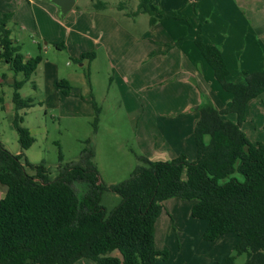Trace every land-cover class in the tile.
<instances>
[{
  "label": "rangeland",
  "instance_id": "rangeland-1",
  "mask_svg": "<svg viewBox=\"0 0 264 264\" xmlns=\"http://www.w3.org/2000/svg\"><path fill=\"white\" fill-rule=\"evenodd\" d=\"M94 1L106 3L105 8L94 7ZM193 1L153 0L160 10L186 19L157 21L151 29L148 14H135L139 0H77L63 18L48 0H0V11L15 10L21 25L12 19L7 23L16 52L25 60L40 57L28 79L0 59V143L11 153H23L29 174H34L31 165L43 164L53 179L66 165L91 162L104 186L126 180L143 164L141 158L170 160L184 155L195 160L194 128L188 133L187 119L198 114L197 106L203 102L223 110L232 100L197 49L196 30L202 31L204 42L230 33L228 80L244 82V72L264 70V0H201L199 8L190 5ZM96 15L112 17L118 26L101 33L91 20ZM107 35L112 36L110 41ZM170 50L185 52L186 73H163ZM148 52H154L150 60L145 57ZM86 53L93 57L80 58ZM63 80L70 87L67 96L59 85ZM17 83L22 84L16 87ZM15 91L25 101L18 110ZM185 97H194V105H178ZM230 114L237 119L231 112L224 116ZM16 115L32 138L26 149L20 147L13 126ZM241 127L252 143L264 141V92L246 104ZM71 186L79 194L85 189L80 182ZM4 191L0 185V197ZM119 201L118 194L103 190L101 203L107 212ZM192 203L179 197L162 202L154 244L166 249L168 258L157 264H223L232 256L229 264H244L247 255L237 254L235 232L213 241L203 238L207 221L191 216Z\"/></svg>",
  "mask_w": 264,
  "mask_h": 264
},
{
  "label": "trees",
  "instance_id": "trees-1",
  "mask_svg": "<svg viewBox=\"0 0 264 264\" xmlns=\"http://www.w3.org/2000/svg\"><path fill=\"white\" fill-rule=\"evenodd\" d=\"M149 2L139 0L135 14H148L150 25L159 20L157 14L186 19L153 9ZM105 6L94 1L98 9ZM11 18V12H0V59L28 79L40 57L23 60L16 52L7 27ZM194 43L221 87L232 94L226 109L204 102L197 106L195 160L184 155L170 160L141 158L143 164L126 180L104 186L91 162L66 165L53 179L43 164L31 165L34 174H29L23 153H11L0 143V185L5 187L0 197V264H73L80 259L94 264H156L158 259L166 260L168 252L155 247L154 223L162 202L172 197L193 202L191 216L207 221L205 240L235 232L237 254L247 255L244 264H264V141L252 143L240 128L246 104L264 92V70L244 72V82L234 83L227 78L220 48L204 42L199 28ZM87 56L93 53L80 58ZM59 85L64 95L70 94L67 81ZM13 101L16 110L25 105L16 91ZM226 112L235 113L236 121L227 119ZM21 120L16 115L13 126L20 147L26 149L32 138L19 125ZM74 182L84 185L81 194L72 188ZM104 189L120 196L109 212L101 203Z\"/></svg>",
  "mask_w": 264,
  "mask_h": 264
},
{
  "label": "crops",
  "instance_id": "crops-1",
  "mask_svg": "<svg viewBox=\"0 0 264 264\" xmlns=\"http://www.w3.org/2000/svg\"><path fill=\"white\" fill-rule=\"evenodd\" d=\"M92 1V0H91ZM200 1L201 0H195V1H193V2H191L190 3V5H192V7H193V5H197V8H199L200 7ZM76 3H77V0H76V2H75V4H74V6L73 7H75L76 6ZM149 5H150V7H152L153 9L154 8H158L157 6H155L154 4H153V0H150V2H149ZM72 7V8H73ZM120 8H123V6H119ZM71 8V9H72ZM159 9V8H158ZM122 11V10H121ZM0 12H11L12 13V20H16L15 22L16 23H18L19 24V22H18V20H17V14H16V12H15V10H13V9H3V10H1ZM178 14V13H177ZM179 15H181V14H179ZM97 16V17H96ZM96 16H93L95 19H93V18H91V20H92V22H93V25H95V26H97L96 28H98L99 29V32H104V33H106V31L108 30V31H110V27H114V26H118V24H117V22L114 20V18H112V17H108V16H106V15H96ZM156 17L159 19L158 20V22L159 21H161V20H167V19H174V18H163L162 16H161V14H157L156 15ZM89 18H90V16H89ZM174 20H177V19H174ZM179 21H182V20H179ZM132 22H134V21H132ZM157 22V23H158ZM157 23H155L154 25H156ZM21 24H22V18H21ZM26 24H27V21H26ZM223 24H224V26H225V23L223 22ZM20 25V24H19ZM154 25H152L153 27H151V29H153L154 28ZM198 25H200V22H197V26ZM21 26V25H20ZM196 26V27H197ZM201 27V26H200ZM150 29V30H151ZM197 29V28H196ZM197 31V30H196ZM121 33H124L126 36H128L129 34L124 30V29H121ZM201 33H202V31H201ZM204 36H205V34H204ZM229 36V37H228ZM230 33H228V31L227 32H222V37L220 38V40H210V38H207V40L205 39V41H206V43H209V44H213V45H216V46H218L219 48H220V50H221V53H222V57H223V59H224V62H225V64L228 66V50L229 49H231L230 48V45H231V43H232V38H230ZM110 38H112V36H109V35H107V41H110ZM149 39H152V38H149ZM147 42H148V39H147ZM60 46V45H59ZM236 49H238V48H236ZM154 52H148V54L145 56V57H149V60L151 59V57H153V54ZM202 56V55H201ZM164 58L165 59H167V61H168V59H169V63H168V65H167V61H165L164 63H163V73H166V72H169V71H177V70H179V71H181V72H183V73H186L185 72V70H186V67L188 66V62H187V57H186V54H185V52L184 51H178V50H175V51H172V50H170V51H168L167 52V55H165L164 56ZM204 59V58H203ZM23 60H25L24 58H23ZM148 60V61H149ZM147 61V62H148ZM205 63H207L206 61H205ZM208 64V63H207ZM188 68V67H187ZM169 70V71H168ZM183 70V71H182ZM150 71H152L151 69H150ZM166 71V72H165ZM153 72V71H152ZM171 73V72H170ZM229 74H230V72H229V70H228V76H227V78L229 79ZM214 75V74H213ZM167 77H171V74H169L168 73V75H167ZM215 78V77H214ZM169 80L168 81H172V80H175L176 78H168ZM187 78H185V80H186ZM216 79V78H215ZM187 81V80H186ZM218 82V81H217ZM219 83V82H218ZM174 88V87H173ZM171 91V90H170ZM170 91L169 90H166V92H168V93H170ZM227 92V91H226ZM173 93L174 94H176V92H175V90H173ZM229 93V92H228ZM178 94L179 95H181V93L180 92H178ZM232 95V94H231ZM177 98H181V96L180 97H177ZM193 100H195V98L194 97H192V98H187V97H185V99H183L178 105H181V104H184L185 106L187 105V104H189V105H194L193 103H194V101ZM227 101H230V99L228 98V100ZM214 105H216L215 104V102H214ZM215 107V106H214ZM216 108H218L217 106H216ZM198 112V111H197ZM235 114V113H234ZM198 115L199 114H197V113H194L193 115H192V117H191V119H187V121L186 122H188V124H186L187 125V129H188V133L190 132V129H191V127H194V124H195V122L197 121V119H198ZM236 115V114H235ZM231 116V117H230ZM227 119H229V120H232V121H236V119H233L232 118V115L230 114V115H227V116H225ZM241 130L243 131V129H242V127H241ZM244 132V131H243ZM245 133V132H244ZM246 134V133H245ZM258 142V141H257ZM171 158V157H170ZM172 159V158H171ZM89 259H80V260H77L76 262H74L73 264H94L93 263V261H91L92 263H89ZM157 264V263H156Z\"/></svg>",
  "mask_w": 264,
  "mask_h": 264
},
{
  "label": "water",
  "instance_id": "water-1",
  "mask_svg": "<svg viewBox=\"0 0 264 264\" xmlns=\"http://www.w3.org/2000/svg\"><path fill=\"white\" fill-rule=\"evenodd\" d=\"M57 7V16L63 18L74 6L76 0H48Z\"/></svg>",
  "mask_w": 264,
  "mask_h": 264
}]
</instances>
